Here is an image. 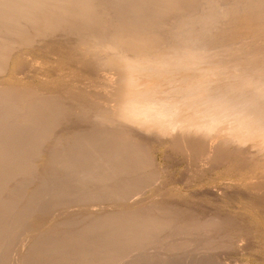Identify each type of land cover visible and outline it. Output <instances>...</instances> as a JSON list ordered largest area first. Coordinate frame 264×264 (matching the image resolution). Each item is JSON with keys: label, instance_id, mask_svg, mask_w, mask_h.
Instances as JSON below:
<instances>
[{"label": "bare ground", "instance_id": "obj_1", "mask_svg": "<svg viewBox=\"0 0 264 264\" xmlns=\"http://www.w3.org/2000/svg\"><path fill=\"white\" fill-rule=\"evenodd\" d=\"M63 37L74 39L76 65L116 82H98L76 107L62 85L54 95L7 85L30 83L8 74L10 62L33 65V46ZM155 143L200 167L213 152L229 168L243 154L262 166L264 0H0V264L32 239L25 264H115L130 253L127 264H184L191 247L215 249L209 235L231 221L154 203L113 210L140 206L137 195L157 184ZM257 174L252 193L264 190ZM210 255L186 261L217 264Z\"/></svg>", "mask_w": 264, "mask_h": 264}, {"label": "rangeland", "instance_id": "obj_2", "mask_svg": "<svg viewBox=\"0 0 264 264\" xmlns=\"http://www.w3.org/2000/svg\"><path fill=\"white\" fill-rule=\"evenodd\" d=\"M66 38H64V39H61V38L60 39H56V38L53 39L52 38L51 41H50V39L48 40L49 42L45 41L43 44L38 43L39 45H37L35 47L33 46L35 49L32 47L31 49L33 51H31V49H30V51H28V53L30 54L29 59H32L34 57L33 60L34 61L36 60L35 63L33 64V65H35V67H33V65H31L29 63H26V64H23L22 66H20L18 68L20 71L19 72L17 70V68H16V70L14 68L15 62L14 61L10 62L8 74L11 75L12 77L13 76L18 77L19 73H21V71H22V74L23 73L24 74L23 75L20 74L21 77L23 76L22 78H24V79L27 78V80L30 79L29 80L30 83L26 84L27 82L24 81L20 84H19V82H17V83L13 82V83H9L7 85L15 86V87H21V86H23V87H34L36 90H38L42 86L39 89V91H41L40 93H42V94H44L43 87L46 88V89L44 88L45 94L50 92V89H51V92L53 90V92L52 93L50 92L49 95H54L56 93V86L55 85H62L63 88L65 87L63 89V91L65 90V92H62L63 95L70 93L69 95H65L66 96L65 97L66 103H64L65 102L64 99H63L64 102H62V103H64L65 105L68 104V106L73 105L72 107H76L78 104H81V98L96 94L95 90L93 88H96L98 86V82L99 83H100V81L101 82H103V81L104 82H113L115 80L114 77L107 76V74H105L107 76L106 77L104 75V73L96 74V73H93L91 71L84 69L83 67H81L79 65H76L77 63L73 62L71 59L72 56H74V54L75 55L77 54V52L74 53V51H71L72 48L75 47L73 45V44H75L74 39H72V38L69 39L70 37H68L67 39ZM71 40H73V41H71ZM70 52H72V55ZM47 53H49V54H47ZM53 53H55V54H53ZM67 53L71 56V58L68 56ZM31 54H32V57H31ZM28 64H29V66H27ZM23 68H24V70H23ZM17 71H18V73L16 74ZM25 73H27L29 76L27 77V74H25ZM100 74H101V76L103 75V77H101ZM105 77L108 79H106ZM116 80L114 82H116ZM38 82H40V83H38ZM58 82H60V83H58ZM18 84H19V86H18ZM52 87H53V89H52ZM71 88H73V89H71ZM90 90H92V91H90ZM71 91H73V94L74 95L76 94V96L71 95L72 94ZM76 91L79 92V94L74 93ZM83 94L86 96H83ZM79 95H81V96H79ZM67 97H71V98L68 100ZM73 97H74V99L79 100L80 102L79 101L77 102L76 100H74ZM79 97H80V99H78ZM68 101L71 104L73 102V104L71 105V104L67 103ZM158 145H159V147H158ZM150 148H151L150 149V158H152L151 160L153 162V168L152 169L156 173L157 177L160 176L159 180H158L160 183L158 184V181H157L156 182L157 184H155L154 187H152L151 189L148 188V189H146L147 191L144 190L143 192H140L139 195H137L141 199L140 201H142V204H140V206L139 205L134 206L133 203H131L132 200H128V201H124L123 203L121 202L120 204L119 203L118 204H112L114 208L112 207V205H110L109 207H111V208L108 209L107 208L108 206L104 205L106 210L110 211L113 208V210L115 209L116 211H119V209H120L123 212H128L130 210L135 211V209L141 210V209H145V207L146 208L151 207V205L154 203L153 205L156 204L157 206H160V207L163 206L166 208V206H167V208L171 209V211H173V212H177V211L181 212L182 211L184 213L185 212L191 213L199 221H203V222L206 220H208V221L215 220L214 222L216 224H220V225L223 224L224 225V224H226L227 221H231L232 222L231 227L224 225L225 228H224V231L222 230L223 232L222 231L220 233L219 232L218 233L217 232H211V234L209 235V241H211V243L214 244L215 249H213L211 251H207V250L204 251L201 248L200 249H198V248L194 249L195 247L194 248L191 247L190 249H192V251L193 250H199V251H196L193 253H195L196 255L199 254V256H201V257L203 254H205V255L208 254V256L211 254L210 256H212L215 259L217 264H264V205H263L264 204L263 203L264 202V190H261L262 191L261 192L258 189L259 191L258 190L257 191L261 192L262 194L261 193L259 194L256 191V192H253L254 195L249 190V188L251 189V185L256 183V180L253 179V177H252L253 174L250 173V171L256 170L254 173L255 175L257 173H258L257 175L261 174V172H264V162L263 163H262V161L260 162V165H262L263 167L259 166L258 169H254V166H255L254 163L255 162L257 163V161L251 160L252 162L251 161L247 162L248 159H245V158H247L246 157L247 155L243 154V156H245L244 159L246 160V163H245L244 159H242L243 157H241L242 156L241 155L240 158L242 161L240 160V162L243 164L238 163L239 166H235V168L234 167L229 168V166H228V164H226V162H225V165H227V166L224 165V162H223V165L220 164L219 162H216L214 159L215 158V156H214L215 152H213L211 159L207 162V164L204 165L205 166V168H204V166L200 167V165H201L199 163L201 161L200 157H196L197 159H195V158L193 159V157H190L188 155L190 158L188 157L189 161H187V159H186L187 154L184 153L185 156L184 155L181 156V154L179 155V153H177L175 151L173 153L172 150H171L172 151L171 152L170 149L168 150V148L162 147L160 145V143H158V144L155 143V145H151ZM247 148H250V146L249 147L247 146ZM243 149H245V148H243ZM184 157H185V159H184ZM190 159H191V161H190ZM195 160H198V162ZM253 161H254V163H253ZM196 162H197V164H196ZM41 163H42V160H41V162L39 160V162H38V164H39L38 169L39 170L42 168ZM250 163H251V165H250ZM252 163H253V165H252ZM191 164L194 165V167ZM244 165L246 167V170H245V167H243ZM249 166H252L253 170H252V167L249 168ZM237 167L238 168L240 167V168L238 169ZM192 169H194V170L197 169L198 172H197V170L196 171L193 170V173L191 176L189 174V172H192ZM240 169L243 171V173L241 172ZM259 169H260V171H259ZM237 170H239V172ZM40 171H42V170H40ZM196 173H197V175H196ZM241 174H242V176H241ZM255 175H253V176H255ZM190 176L192 178H190ZM239 176L242 178L239 179ZM259 178H261L260 175H259ZM184 179H186V180H184ZM241 179H242V181H239ZM253 180L255 182L251 183ZM262 180H264V179L261 178L258 181L262 182ZM186 181H190V182L186 183ZM226 184H228L229 186ZM263 184H264V181H263ZM225 185H226V187H231L232 192H229V191H231L230 188L227 189L228 191L227 190L225 191L226 193L223 192V190L221 188H225L224 187ZM233 185L235 187H237V186L238 187L234 188ZM248 185H249V188H248ZM156 187H157V189H156ZM243 187H245L246 190ZM241 190H243L244 193H242ZM248 190H249V192L247 193ZM243 194H244V196H243ZM245 195L246 196L251 195V196L250 197L248 196L249 198L247 197V199H246ZM261 196L263 197L262 199H260ZM239 197H241V198H239ZM252 198L254 200L256 199L255 202ZM244 199H246V200L244 201ZM260 200L261 201L263 200V201L261 202ZM165 201H167V202H165ZM248 201H250L251 204ZM255 203H258V205L259 204H262V205H260V207L256 206L257 209H255V205H256ZM136 206H137V208H136ZM261 206H262V208H261ZM115 207H118V208H115ZM73 209H71V210H73ZM121 211H119V212H121ZM75 212H76V214H75ZM77 212H79V211H74L73 214H75L76 216L79 215V218L82 217V213H83L82 210H81V212H82L81 214L80 213L77 214ZM71 215H72V213H71ZM67 216L61 218L59 221H63V219L66 220V218L68 219L69 214ZM210 236H212V237H210ZM33 240L34 239L27 242V244L23 250L22 256H20L21 254L18 250V247H15L14 249H12V251L10 252L12 254H9L11 257L9 256L10 258H8V264L9 263L10 264H12V263L13 264H25L26 254H27L26 251H28L30 249L31 246H29V245H33L32 244ZM187 251H189V252H187L189 254L185 253V255L187 254L186 257H189L188 255L193 254V253H190L192 251H190V250H187ZM209 252H211V253H209ZM132 254L135 255L136 253L128 254V257L130 259L127 256H125V257H127V259H125V257H123V259L126 261H123L121 259L123 262L120 260L119 262H117L115 264H120V263L121 264H127L129 262L132 263L137 257V256H135V258H134V255H132ZM14 256H15V258H14ZM199 256L193 257L190 255V257L194 258V259H192V261H194V262L196 259H197L196 261H198L197 257H199ZM186 257H184L185 259H183V263L186 262L187 264H189L190 263L189 261H191V260H189L190 257H189V259L187 258L189 261H186L187 260ZM21 258L23 261L21 260ZM202 259H203V257L202 258L199 257V261ZM130 260H132V261H130ZM20 261H22V262H20ZM194 262H193V264H194ZM186 263H184V264H186ZM191 264H192V262H191ZM196 264H198V262Z\"/></svg>", "mask_w": 264, "mask_h": 264}]
</instances>
